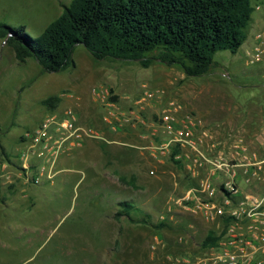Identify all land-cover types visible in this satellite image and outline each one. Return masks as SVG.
<instances>
[{
    "label": "rangeland",
    "instance_id": "obj_1",
    "mask_svg": "<svg viewBox=\"0 0 264 264\" xmlns=\"http://www.w3.org/2000/svg\"><path fill=\"white\" fill-rule=\"evenodd\" d=\"M70 2L0 0V22L23 26L37 36ZM254 32L248 27V38L236 53L218 51L215 65L201 76H187L180 65L160 61L155 51L148 54L150 65L143 66L132 60H98L83 44L74 50V65L49 73L34 58L20 62L13 47L0 37V264H171L168 256L180 254L175 242L185 236L186 219L170 211L172 198L184 188L174 183L181 173L169 157V167L152 169L153 174L147 171L145 182L132 184L130 194L123 193L122 179L112 173L97 174L99 182L91 181L93 175L88 174V181L74 187V178L81 175L75 166L53 183L44 177L42 185L32 187L19 164L27 147L22 135L59 110L65 94L76 95L75 88H84L85 97L92 95L91 88L108 92L102 105L86 102L83 115L104 138L106 129L122 127L128 118L139 120L137 126L149 134L170 102L189 107L195 99L193 88H249L242 99L250 93L256 105L264 106V70L244 71L264 68L263 58L252 63L247 55ZM145 91L153 92V97L144 99ZM50 96L60 98L54 108L43 103ZM170 167L173 170L166 171ZM65 176L70 178L67 183L62 181ZM111 179L122 183L115 191L107 185ZM95 183L104 186L97 188ZM122 201L137 203L139 210L118 215L124 209ZM203 236L196 231V241Z\"/></svg>",
    "mask_w": 264,
    "mask_h": 264
},
{
    "label": "trees",
    "instance_id": "obj_2",
    "mask_svg": "<svg viewBox=\"0 0 264 264\" xmlns=\"http://www.w3.org/2000/svg\"><path fill=\"white\" fill-rule=\"evenodd\" d=\"M255 4L254 0H71L39 35L0 22V37L20 62L34 58L49 73L74 65V50L83 44L98 60H132L143 66L150 65L148 54L155 51L160 61L180 65L187 76H201L215 65L218 51L239 50ZM59 100L50 96L43 103L54 108ZM121 203L124 209L118 215L139 210L135 203ZM215 240L212 234L203 244Z\"/></svg>",
    "mask_w": 264,
    "mask_h": 264
},
{
    "label": "built area",
    "instance_id": "obj_3",
    "mask_svg": "<svg viewBox=\"0 0 264 264\" xmlns=\"http://www.w3.org/2000/svg\"><path fill=\"white\" fill-rule=\"evenodd\" d=\"M261 1L255 4V11L264 13V1ZM263 52L264 28L256 33L253 48L247 51V55L253 63L262 59ZM91 92L104 101L108 97L104 88H92ZM153 95V92L145 91L144 99ZM157 125L159 130L152 144L154 157L167 156L177 161L181 159L182 150L187 148L191 153H187L191 175L198 179L196 186L172 198V203L192 212H201L214 224L213 235L216 237L215 243L206 246L202 253L169 255V262L264 264V195L243 196L237 169L242 167L246 175L258 176L261 163H254L245 155L239 157V153L232 159L221 154H208L210 150L206 151L204 146L212 137L210 132L194 112L173 101L161 111ZM85 138L102 136L81 121L75 108L66 107L48 113L38 125L22 135V142L27 147L20 153L19 164L26 174V183L39 184L44 177L52 179L60 156L80 145ZM216 146L214 142L209 144V148ZM236 147L246 151L241 144ZM205 168L207 172L203 175L201 170ZM150 172L154 173L153 170ZM177 241L184 243L185 238L180 236Z\"/></svg>",
    "mask_w": 264,
    "mask_h": 264
},
{
    "label": "crops",
    "instance_id": "obj_4",
    "mask_svg": "<svg viewBox=\"0 0 264 264\" xmlns=\"http://www.w3.org/2000/svg\"><path fill=\"white\" fill-rule=\"evenodd\" d=\"M260 1L254 0L255 3H260ZM254 13L258 14L257 18H255ZM254 13L248 25L255 31L253 43H255L256 33L264 26V13L258 10L254 11ZM262 58L264 60V57ZM263 70L264 68L260 67L255 71L252 69L244 71L260 74ZM244 89L248 90L249 88H193L190 90L191 97L195 99L189 102V107L186 110L194 112L202 120L204 127L210 132L212 137L208 139V144L204 146L206 151L210 150L208 154H221L232 159L235 156L238 157L239 153V157L245 155L252 162L261 163L258 176L246 175L242 167L237 169L239 172L238 184L242 195H248L249 197L262 196L264 195V106L256 105L257 99L250 93H246L247 95L242 99ZM83 91L84 88H75L74 93L76 95H73V92L65 94L64 98L62 97L64 102L59 107V110L73 107L78 111L81 121L86 123L83 116L86 102L92 100L94 105L97 103L102 105L105 101L103 98L89 94L85 97ZM200 95L202 100H200ZM108 104L112 105L113 103L108 102ZM126 121H128V124H123L122 127L111 125L106 129L107 137H102V139L85 138L80 145L62 154L55 165V176L46 180L53 183L56 176L62 174V172H71L74 170L73 166H75L78 167L81 175L78 178H74V187L81 181H88V174L93 175L92 179H90L91 181L99 182L97 174L104 172L112 173L117 178H121L123 193L130 194L129 188L133 186L132 184L142 185L145 182L147 171L149 172L152 169L161 171V169L169 167V164H166L168 161L167 156L156 159L153 155L152 144L159 130L157 121L152 124L154 127L152 126L149 134L145 127L137 126L139 120L131 121L128 118ZM213 142L217 143V146L209 148V144ZM236 144L245 146L246 151L236 147ZM187 153H190V150L184 148L180 160L176 162L170 159L181 173L179 177L176 171L178 179L174 183L184 188L182 191L177 192L175 196L183 195L188 189L198 183V179L191 175L189 169L190 160ZM170 170H173V168L166 169V171ZM204 172H207V168L201 170V174H206ZM108 178L111 177L108 176ZM68 179L70 178L65 176L62 181L67 183ZM44 181L43 179L39 184L31 183V185L32 187L42 185ZM110 181V184L107 181V185L111 188L110 190L115 191L121 185L118 181H112V179ZM101 186L104 185L95 183V187L100 188ZM172 206L170 211H173L176 216L186 219L184 228L183 225L180 226V228L185 229L186 233L183 236L185 241L184 243L175 242L179 252L181 254H187L188 252L202 253L206 248L203 244L206 238L215 233L214 224L208 221L201 212H192L177 204H172ZM162 218L164 219L165 217L162 216ZM200 230L204 236L198 242L195 239V235L196 231L199 232Z\"/></svg>",
    "mask_w": 264,
    "mask_h": 264
}]
</instances>
